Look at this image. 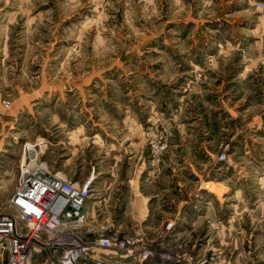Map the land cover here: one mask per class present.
Wrapping results in <instances>:
<instances>
[{"label": "rangeland", "instance_id": "1", "mask_svg": "<svg viewBox=\"0 0 264 264\" xmlns=\"http://www.w3.org/2000/svg\"><path fill=\"white\" fill-rule=\"evenodd\" d=\"M258 2L0 0L1 211L42 142L125 244L106 264H264Z\"/></svg>", "mask_w": 264, "mask_h": 264}, {"label": "built area", "instance_id": "2", "mask_svg": "<svg viewBox=\"0 0 264 264\" xmlns=\"http://www.w3.org/2000/svg\"><path fill=\"white\" fill-rule=\"evenodd\" d=\"M256 6L264 10L263 2ZM42 147V142L23 143L7 211L0 209L4 264H30L35 257H44L45 264L109 263L103 257L125 244L99 228L85 209L89 181L76 184L46 172L36 164Z\"/></svg>", "mask_w": 264, "mask_h": 264}, {"label": "crops", "instance_id": "3", "mask_svg": "<svg viewBox=\"0 0 264 264\" xmlns=\"http://www.w3.org/2000/svg\"><path fill=\"white\" fill-rule=\"evenodd\" d=\"M72 183H76V184H81L82 182H80V181H76V182H72ZM90 191H91V189H90ZM88 200V199H87ZM133 202H134V204H133V211H135V212H140L139 210H140V204L142 205V201H141V199H138V198H135V199H133ZM88 206H89V204L87 203V201H86V203H85V209L87 210V211H89V209H88ZM91 207H93V203H92V205H91ZM142 207V206H141ZM93 209V208H92ZM90 212H91V214H93V211L92 210H90ZM144 217V212L142 213V218ZM141 218V219H142ZM108 261H109V259H108ZM110 262V261H109Z\"/></svg>", "mask_w": 264, "mask_h": 264}, {"label": "water", "instance_id": "4", "mask_svg": "<svg viewBox=\"0 0 264 264\" xmlns=\"http://www.w3.org/2000/svg\"><path fill=\"white\" fill-rule=\"evenodd\" d=\"M260 120L264 122V114L260 116Z\"/></svg>", "mask_w": 264, "mask_h": 264}]
</instances>
